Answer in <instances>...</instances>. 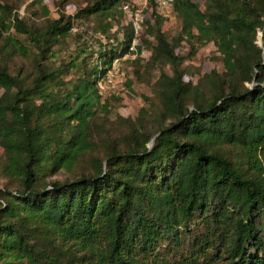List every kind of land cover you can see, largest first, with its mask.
<instances>
[{
	"label": "trees",
	"instance_id": "1",
	"mask_svg": "<svg viewBox=\"0 0 264 264\" xmlns=\"http://www.w3.org/2000/svg\"><path fill=\"white\" fill-rule=\"evenodd\" d=\"M42 1L21 17L0 0V264H264V0H175L171 37L147 11L149 57L106 98L96 82L129 51L130 0L57 17ZM210 43L222 71L184 81ZM143 67L157 105L98 144V113Z\"/></svg>",
	"mask_w": 264,
	"mask_h": 264
},
{
	"label": "rangeland",
	"instance_id": "2",
	"mask_svg": "<svg viewBox=\"0 0 264 264\" xmlns=\"http://www.w3.org/2000/svg\"><path fill=\"white\" fill-rule=\"evenodd\" d=\"M4 1L15 7V12L21 17L25 16V14H29L31 11H34L37 8L36 5H32V2L36 0ZM84 1L85 0H43L42 4H44L50 11L51 17H57V9L59 4L64 5L65 12L71 15L75 13L76 6L83 5ZM195 1L199 5H202L204 2V0ZM162 30L168 35V37H171L179 30V23L175 19L168 20L167 22H164ZM256 33L255 43L258 45V47H262V32L258 30ZM177 52L181 55H185L188 53V48L184 46L183 48L178 49ZM126 66L129 68V72L131 70L130 65L126 64ZM182 68H184L186 72L184 81H192L195 84L202 81V76L204 74L210 73L212 70L221 72L222 64L219 60L215 47L210 43L207 46L199 49L197 54L191 60L185 61L182 65ZM156 71H147L144 67L141 68V78L136 81L133 79L134 84L132 88L120 95V98L112 100V104L106 113H98L100 114L96 124V128H98L99 132V136L96 139L98 144H100V138L105 137L107 132H111L113 135L120 132H128V124L120 121L117 119V117L133 120L137 116V111L142 106L146 107L149 104L157 105V99L154 97L155 87L153 83L157 74ZM246 86L251 87L250 84H246ZM144 97H147L149 102L147 101L144 103L142 99ZM82 168L86 169V166L81 165L79 167H75L71 171L61 170L49 178V180H70L75 175L79 174L82 171Z\"/></svg>",
	"mask_w": 264,
	"mask_h": 264
},
{
	"label": "built area",
	"instance_id": "3",
	"mask_svg": "<svg viewBox=\"0 0 264 264\" xmlns=\"http://www.w3.org/2000/svg\"><path fill=\"white\" fill-rule=\"evenodd\" d=\"M175 0H130L122 5L123 17L132 30V38L129 46V51L126 55L116 58L110 66L105 69V73L100 76L96 82L98 93L103 98L110 94L119 92L124 88L128 67L127 61L146 60L149 57V52L143 43V33L145 30V22L147 20V11H154L158 16L172 20L173 5ZM105 44L104 39L97 34L94 36ZM94 47L95 55L99 47L95 41L90 42Z\"/></svg>",
	"mask_w": 264,
	"mask_h": 264
}]
</instances>
